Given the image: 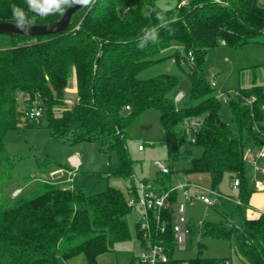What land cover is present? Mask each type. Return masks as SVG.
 I'll return each mask as SVG.
<instances>
[{
  "label": "trees",
  "instance_id": "16d2710c",
  "mask_svg": "<svg viewBox=\"0 0 264 264\" xmlns=\"http://www.w3.org/2000/svg\"><path fill=\"white\" fill-rule=\"evenodd\" d=\"M159 1L96 0L78 10L61 34L37 38L0 34L11 39L0 49V264H65L79 255L88 264H98L100 256L133 238L127 220L132 212L128 197L113 187L88 194L77 187L78 175L71 190L49 180L44 182L47 190L33 198L5 195L4 179L16 167L6 151L5 137L21 129L23 118L30 127L45 123L54 140L69 146L99 142L103 153L117 156V162L110 163L109 177L132 179L127 129L142 114L157 110L169 167V173L152 181L157 191L171 190L175 186L172 176L180 171L186 176L209 175L214 191L225 178H239L243 205L238 207L248 206L254 191L248 187L251 166L244 157L248 149L264 142V84L241 90L224 103L216 97L214 78L206 76V69L208 52L220 43L236 49L248 44L264 46V7L260 0H187L167 11L157 5ZM71 5L63 6L62 12L41 15L28 0H0V22L18 23L15 6L25 13L26 21H32L26 24H52ZM175 44L183 52L161 56ZM167 58L190 67L192 105L188 107H179L177 95L170 96L178 85L175 76L138 77ZM72 74L77 98L69 106L66 90ZM21 94L40 100L43 113L39 119L25 117L19 108ZM194 117H201L203 126L191 141L184 122ZM195 149H202L200 157L195 156ZM45 161L40 162L37 175L72 170L69 164ZM178 165L184 166L178 169ZM136 188L133 182L128 194H136ZM179 195L180 191H174L171 202H178ZM161 215L166 232L159 236L173 264H222L230 258L205 259L201 248L194 259L177 258L172 212ZM135 232L140 242L137 224ZM201 232L229 239L235 264H264V213L246 219L242 227L204 223Z\"/></svg>",
  "mask_w": 264,
  "mask_h": 264
},
{
  "label": "rangeland",
  "instance_id": "374dc122",
  "mask_svg": "<svg viewBox=\"0 0 264 264\" xmlns=\"http://www.w3.org/2000/svg\"><path fill=\"white\" fill-rule=\"evenodd\" d=\"M186 3L187 0H160L157 5L170 11ZM260 5L264 7V0H260ZM10 42L11 39L8 36L0 35V49L9 45ZM176 51L183 52L180 44H175L169 50L162 52L161 56H169ZM188 72H190V67L187 62L182 61L181 64H178L175 59L167 58L144 69L138 77L142 80H148L160 75L175 76L178 79V85L170 93V96L175 97L178 93H183L185 97L182 101L177 102V105L185 108L192 105ZM206 76L209 79L214 78L217 92L229 93L231 96L253 85H263L264 46L248 44L241 49H236L220 43L218 48L208 52ZM23 98L24 95L21 94L19 100H23ZM66 98L71 101L77 98L73 74L69 78ZM21 108L24 107L21 106ZM26 124L27 122L23 118L21 129L10 131L5 137L6 151L10 158L16 162L15 169L7 179H4V192L10 199L24 195L26 198H33L45 192L47 185L44 182L34 181L38 177L42 180H49L48 178H50V174L37 175L40 162L46 163L45 160H47L49 164L52 162L67 164L68 158L75 152L82 165L78 170L76 184L78 188L88 194H96L105 191L108 187H113L121 190L129 199L131 195L128 194V190L133 182L138 187V180L153 181L162 177L156 163L168 165L167 148L162 143L164 132L157 110H150L142 114L127 129V148L133 161L135 174L132 179L109 177L110 163L115 164L117 156L115 153H111V155L103 153L100 150L99 142H83L76 146H69L54 140L45 123L34 127L26 126ZM139 145H143V151H139ZM194 154L196 157H200L202 149H195ZM183 166L178 165L177 168L181 169ZM105 176L108 178L104 179ZM225 180L228 183V178ZM171 181L175 186L188 183L186 175L182 171L175 173ZM219 190L222 195H233L225 183ZM191 192L195 193L196 191L192 189ZM237 197L238 195L235 198ZM218 199L216 205L211 207L205 206L200 201H196L195 204L188 207L187 219L190 222L192 232L188 235L186 250L178 252L177 258L194 259L198 256L199 248L202 249V257L205 259L219 260L231 257L230 240L223 237L202 235L201 227L204 223H211L225 225L229 228L227 224L230 222L235 226L242 227L246 220L243 213L245 209L240 211L237 204L222 197ZM133 246L130 242L117 244L114 246V251L99 258L98 264H132L135 256ZM75 259L73 261L81 259L82 264H88L83 255Z\"/></svg>",
  "mask_w": 264,
  "mask_h": 264
},
{
  "label": "built area",
  "instance_id": "2783aa9c",
  "mask_svg": "<svg viewBox=\"0 0 264 264\" xmlns=\"http://www.w3.org/2000/svg\"><path fill=\"white\" fill-rule=\"evenodd\" d=\"M190 62H192L193 56L189 54ZM212 86H216L215 81L211 80ZM237 94V93H236ZM183 93H178L176 101L179 102L184 98ZM229 93H216V97L224 103H227L230 99ZM19 108L24 112L26 118L30 120H37L42 116L43 109L40 100L32 98L30 94H24L23 100H18ZM69 106L74 104V101H66ZM22 103V105H21ZM24 107V108H21ZM129 109V108H127ZM185 132L191 141H194L193 137L199 132L203 126V119L201 117H194L184 122ZM139 151H143V145H139ZM245 161L248 165L253 167L254 170H259L260 161L264 160V142L259 147L256 153L252 149H248L245 157ZM79 163H74L71 167L72 170L66 171L63 169L54 170L50 173V181L57 180L59 184L63 185V189H74L75 179L78 175ZM156 166L160 169L161 173H169V167L166 164L160 162L156 163ZM264 169V167H262ZM59 179H63L59 181ZM49 180L37 179L40 182H49ZM139 186L136 188V194L131 195L128 199L127 206L133 210H139V218L137 225L142 234L140 241V250L134 256V264H173L170 260L168 250L166 249L163 240L159 234L166 232V223L162 220L161 213L164 211L172 212L173 224L172 232L174 236V242L176 244V253L186 250V244L188 235L191 234L192 229L189 226L187 219L188 206L194 204L196 201L202 202L205 206H214L212 195L215 191L212 189L203 187L199 184L187 183L186 185H176L167 192H158L154 187L152 181H139ZM236 189L240 186L239 178H235L232 184ZM192 189L196 192L192 193ZM256 190H264V185L260 181L255 182ZM174 191H180L182 193V200L172 203L171 195ZM238 205H243L240 200L236 199ZM264 213V212H263ZM232 223H229L231 226ZM155 231V233H154ZM180 264H190L188 261H184ZM222 264H235V259L232 256L226 259Z\"/></svg>",
  "mask_w": 264,
  "mask_h": 264
},
{
  "label": "crops",
  "instance_id": "0c3cea01",
  "mask_svg": "<svg viewBox=\"0 0 264 264\" xmlns=\"http://www.w3.org/2000/svg\"><path fill=\"white\" fill-rule=\"evenodd\" d=\"M75 90H76V94H77L76 78H75ZM66 99L69 100L68 98H66ZM258 149H259V147L252 148L254 153H256L258 151ZM75 154H76V152H75ZM75 154L71 155L68 158L67 164H69L71 167L74 165V163H79V165H81V160L79 159V156L77 154L76 155ZM262 167H264V160L260 161V163H259V168L260 169L259 170H254L253 167H251L249 169L248 173H247V176H248V187L254 191L252 193L250 199H249L248 206L247 207H243L242 206V209H245V211L243 213L245 215V219H247V220L248 219L249 220L250 219H257L264 212V190H256L255 189V182L256 181H260L264 185V169H262ZM79 169H80V166H79ZM186 179H187L188 183L199 184V185H201L203 187L211 189V180H210L209 175H207V174H190V175L186 176ZM225 179L222 182V184L219 186L218 190H215V192H214L215 194L212 195V199L214 201V205H216V203L219 200L218 198H220V197L225 198V199H227V200H229V201H231V202H233L235 204H237L236 199L240 200L239 196L237 198H235L236 195H239V189H238L239 187L234 189L233 186H232L233 180L228 179V183H226L227 181ZM143 180H138V181H143ZM224 183L227 184V189L231 192V195L233 194L232 196H225V195H222L219 192L220 191L219 189L222 188V186H224ZM179 198H180V200L182 198V193L181 192H180ZM191 205H193V204H191ZM242 209L239 208L240 211H242ZM187 211H188V209H187ZM138 218H139V210L138 209L133 210L131 212V214L129 215V217L127 218L129 226H130L131 231L133 233V238L129 242L134 245L133 246L134 247V255H136L138 253V251L140 250V242L136 238V232H135ZM189 226H190V222H189ZM79 256H81V255H79ZM79 256L71 258L65 264H82L83 261L81 259H79L77 261H73V260H76L75 258H77ZM101 257L102 256H100L99 258H101ZM85 260H86V258H85ZM98 261H99V259H98ZM132 264H133V261H132Z\"/></svg>",
  "mask_w": 264,
  "mask_h": 264
},
{
  "label": "water",
  "instance_id": "95a60500",
  "mask_svg": "<svg viewBox=\"0 0 264 264\" xmlns=\"http://www.w3.org/2000/svg\"><path fill=\"white\" fill-rule=\"evenodd\" d=\"M95 1L96 0H92V3ZM86 6L87 5L74 3L65 11L59 21L47 25H33L25 23L23 26H20L18 23L0 22V34L20 35L36 38L61 34L66 32L70 27L74 14Z\"/></svg>",
  "mask_w": 264,
  "mask_h": 264
},
{
  "label": "clouds",
  "instance_id": "9594fccd",
  "mask_svg": "<svg viewBox=\"0 0 264 264\" xmlns=\"http://www.w3.org/2000/svg\"><path fill=\"white\" fill-rule=\"evenodd\" d=\"M29 5L41 15H46L54 11H63V6L79 3L88 5L92 3V0H28ZM13 14L18 24L23 26L25 23L32 21H26L25 13L19 8L13 6Z\"/></svg>",
  "mask_w": 264,
  "mask_h": 264
}]
</instances>
